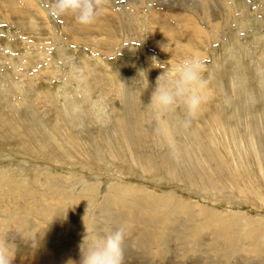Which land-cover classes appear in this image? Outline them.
Segmentation results:
<instances>
[{
    "label": "rangeland",
    "instance_id": "obj_1",
    "mask_svg": "<svg viewBox=\"0 0 264 264\" xmlns=\"http://www.w3.org/2000/svg\"><path fill=\"white\" fill-rule=\"evenodd\" d=\"M10 1L0 0V7L3 3L11 5ZM124 1L115 0L118 13L124 12ZM210 1L214 14H217L215 24L221 19L225 21L223 15L220 17V13H224L223 3L236 7L243 18L216 30L209 26L203 27L206 35L209 34L211 45L209 43V48L200 51L203 54L200 55L203 56L200 58L204 69L202 76L207 82L206 92L214 95L207 97L189 127L176 132V154L171 153L157 136L152 115L146 107L157 77L162 72L172 74L175 68L158 60L159 53L148 43L150 38L142 34V38L129 39L131 42H127L125 38L132 37L131 34L127 36L121 33L120 37L115 36L117 44L113 41L110 44L112 46H108L109 50L112 48L110 55H95L91 46L78 43L65 45L60 42L58 37H63L65 23L49 13V24L56 35V39H50V45L46 42L51 48L45 51L44 56L52 61L49 71L43 70L48 64L41 60L42 53L39 52L44 48V41H41L38 31L31 29L32 21L38 16L37 10L32 12L33 16L30 12L25 14L27 18L31 15L30 19L24 15L20 18L24 24L27 23V26L20 23L27 30L23 26L18 28L8 24L9 20H0V52L5 54L6 61L0 58V93L11 85L14 89L15 84L25 87L29 80L36 91V94L28 97L16 94L17 99L20 96L18 102L21 101V105L15 109H21L18 111L22 112L20 115H25L27 119L31 114V117H37L36 120L48 117L45 125L50 126L49 130L59 136L65 134L64 130L55 128L59 125L63 129L64 119L60 117L56 125L55 120L67 101L83 102L79 97V86L72 79L73 68L82 62L92 70L90 82L93 90H96L94 94L104 100L111 112V120L105 126L94 122L87 106L74 116L77 124L69 127V139L64 143L77 161H67L66 157L60 156L58 160L67 161L60 164L37 159L32 153L27 154L5 123L0 125V196L8 200L0 201V219L6 222L5 228L8 230L2 229L0 248L6 249L11 264H70L69 261L81 264L83 243L86 248L94 236L104 235L120 226L125 227L124 264H250L251 260L248 261L247 257L257 255L256 252L264 247V201L256 195L257 189L263 186L258 182H264L259 176V171H264V157L261 154L264 155V150L260 152L262 147L264 149V87L252 81L247 90L253 93L250 95L245 92L244 86H238L243 87L239 89L234 82L239 65L245 66L248 77H255L258 81L264 79V18L256 12L257 9L262 11L264 0ZM34 2L44 7L43 0ZM151 5H146L143 10L144 17L150 14ZM163 14L168 17L170 12L165 11ZM173 18H165L166 21L157 19L159 22L156 20L154 24L157 28H163L161 31L165 34H171V25L177 28L176 31H181L182 23L177 21V17ZM163 21L166 23L163 24ZM82 34L78 32L79 37ZM238 45L240 49H237ZM236 57L241 60L238 66ZM54 68L59 71L51 73ZM44 71L50 72L51 76L46 74L37 77V73ZM140 71L143 72L139 74ZM22 73L32 79L25 78ZM114 73H121L122 80L117 81ZM49 87L60 92L61 104L51 107L50 111L46 110L49 105H43V111H36L32 104L33 98H39L38 94L44 95L45 89ZM182 117L183 110L177 109L172 119L179 120ZM143 118L150 121L144 122ZM30 131L28 137L33 136L34 139L28 138L25 132L23 139L32 145L41 143L38 134ZM216 138L221 139L220 146L225 148L221 147L222 154L216 151L218 147L213 144ZM51 139L54 140V137ZM14 140L16 142L13 144ZM110 140L118 141L121 146H113ZM48 142H51L49 138ZM52 151L61 153L58 148ZM251 154H255L257 159ZM147 162L152 165L151 173L142 166ZM44 166L48 169L52 167L53 175L61 176L59 183H47V177L41 178L40 173H33ZM251 186H254L253 192ZM87 189L90 191L87 192ZM146 189L159 197L148 195ZM34 193L39 196L38 203L30 211L27 209L30 206L24 208L22 201ZM52 201L55 206L51 205ZM162 201L164 204L160 203ZM64 208L69 211L66 213L68 217L63 214ZM207 210L210 215L206 217ZM130 212L133 220L128 215ZM254 227L260 232L251 235L257 245L252 248L249 244L253 241L245 237ZM144 231H148V234L158 232L160 237L153 238L152 235L151 241ZM141 241L144 243L141 244ZM234 245L240 250L233 251ZM200 249L208 250L200 255L212 257L205 260L207 263L197 260ZM230 251L235 253L231 260ZM240 255L244 256L242 262L239 261Z\"/></svg>",
    "mask_w": 264,
    "mask_h": 264
},
{
    "label": "bare ground",
    "instance_id": "obj_2",
    "mask_svg": "<svg viewBox=\"0 0 264 264\" xmlns=\"http://www.w3.org/2000/svg\"><path fill=\"white\" fill-rule=\"evenodd\" d=\"M35 0H11V5L7 6L6 3H3L2 7H0V20H9L8 24L11 25H16V27L19 28V26H23L20 23L24 22L20 19L21 17H26L27 15L25 14H30L32 15V12L36 9L38 12V16L37 19L34 20V22L32 21V26L31 29H35L36 32L38 31L40 34V37L42 38V42L44 45V48H41L39 52H41L42 57L41 60H45L46 63L48 64V66H46L47 70H51L52 69V61L47 57H44L46 52L48 50H50L51 48L47 45L49 44L50 39H52V41L54 39H56V35L54 33V31H52V27L49 24V11H48V5L50 3V0H43L44 1V7L40 6V4H37L34 2ZM100 5H101V14L98 16V18L96 19V21L92 24H90L89 27H87L88 25H80L75 21V18L72 15H64V16H60L59 19L62 20L63 23H65V27L62 31L63 37L59 36L58 39L59 41L62 43H64L65 45H74L75 43H78V45H85V46H91L94 48V50H92L95 55H110V50L112 48H110V50L108 49V46L114 42H116L117 44V38L115 36H119L121 35V33H123L124 35L127 34V36H129V34H131L132 37L129 36V38H125L127 40V42H131V40L129 39H139V37H141L142 34H144L145 36H147L148 38H150V40H148V43L151 44V47L155 48V50H157L158 54V60L162 61L163 63H166V65L168 66H174L175 68L177 67L176 64L184 61L186 58H191L193 56H197L199 57L200 55H203L200 51L204 50V48H209L210 46H207L210 42H209V34L206 35V30L203 28L205 26H209L212 29H220V27L222 25H226L227 23H235L236 21H238L239 19L241 20V17L236 9V7H233L229 4L223 3V8H224V13H220V17H222V15L224 16L223 18L225 19V21L223 22L221 19V21H216V24L214 23V20L217 19V14H214L213 9L211 8L212 5L210 4V0H150V3L148 2V0H126L124 2H126V6L124 7V12L121 14L120 12L118 13L117 10V3L115 2V0H99ZM222 3V2H221ZM152 4L150 6L151 8V12L150 14H147L146 17L143 16V10L146 8V5ZM263 5V4H262ZM261 5V6H262ZM127 8V9H126ZM184 9H188L189 11H185ZM176 10H184V11H179V13L175 12L173 13L172 11H176ZM240 10V9H238ZM168 11L170 12V15H168V17L166 15L163 14V12ZM241 11V10H240ZM30 12V13H29ZM256 12H258L259 14L261 13L263 15L264 18V5L262 7V11L261 9H257ZM30 15V16H31ZM28 15L27 19H30V17ZM33 16V15H32ZM35 16V17H36ZM163 16L167 19H173V17H177V21L180 20V22L182 24L181 25V31L179 29V31H176V29H174L171 25L172 31L171 34H165L163 33L161 30H163V28H157L154 24V22H156L157 19H164ZM246 16V14H245ZM33 17V18H35ZM180 17V18H179ZM25 18V19H26ZM179 18V19H178ZM233 20V22H232ZM3 21V22H4ZM26 21V20H25ZM31 21V20H30ZM29 21V22H30ZM143 21L145 22L144 24H146L144 26ZM159 22V20H157ZM166 21V20H165ZM2 22V21H1ZM2 22V23H3ZM175 22V21H174ZM163 24L164 21L162 22ZM168 23V22H167ZM27 23L25 22L24 25H26ZM29 24V23H28ZM157 24V23H156ZM173 24V22L171 23ZM78 25V26H77ZM169 25V24H168ZM178 25V24H177ZM234 25V24H233ZM27 26V25H26ZM166 26V25H164ZM163 26V27H164ZM179 26V25H178ZM229 26V25H228ZM241 26V25H240ZM243 26V25H242ZM24 27V26H23ZM94 27H97L96 29H94ZM145 27V28H144ZM25 30L26 27H24ZM28 28V27H27ZM30 28V27H29ZM145 30H144V29ZM166 28V27H165ZM164 28V29H165ZM170 28V26L168 27ZM166 28V29H168ZM170 28V30H171ZM256 28V27H255ZM241 29H244L241 27ZM93 30V31H91ZM169 30V31H170ZM239 30V29H238ZM247 29H245L246 31ZM19 32H22V30H18ZM91 31V32H90ZM168 31V32H169ZM56 32V31H55ZM78 32L84 33V35L82 34L80 37L78 36ZM30 33V32H29ZM248 33V32H247ZM257 33V32H256ZM21 34V33H20ZM31 34V33H30ZM105 34V37H104ZM120 34V35H119ZM23 35V34H22ZM32 35V34H31ZM123 35V36H124ZM143 35V36H144ZM241 35V34H240ZM258 35V34H257ZM256 35V36H257ZM25 36V34H24ZM30 36V35H29ZM95 36H99L97 38H95ZM259 36V35H258ZM33 37V36H32ZM31 37V39H32ZM83 40H81V38H83ZM135 37V38H133ZM40 38V39H41ZM122 38V37H121ZM142 38V37H141ZM147 38V39H148ZM258 38V37H257ZM261 38V37H260ZM217 39V38H216ZM262 39V38H261ZM211 40V39H210ZM139 41V40H138ZM146 41V40H145ZM258 41V39H257ZM34 42V41H33ZM47 42V44H46ZM56 42V41H55ZM215 42V41H214ZM17 43V42H16ZM54 43V42H53ZM23 44V43H22ZM256 44V43H255ZM27 45V44H26ZM50 45V44H49ZM59 45V44H57ZM114 45V44H113ZM211 45V43L209 44ZM40 46V45H39ZM112 46V45H110ZM109 46V47H110ZM256 46V45H255ZM49 47V48H48ZM52 47V46H51ZM40 48V47H39ZM92 48V49H93ZM114 48V47H113ZM232 48V47H231ZM239 48V45L237 46V49ZM55 49V48H54ZM76 49V48H75ZM230 49V48H229ZM240 49V48H239ZM46 51V52H45ZM263 51V50H262ZM17 52V51H16ZM232 52V51H231ZM264 52V51H263ZM38 53V52H37ZM110 53V54H109ZM113 54V53H112ZM4 53L0 52V58L5 61L4 59ZM10 56V55H9ZM203 56H200L199 58H202ZM210 57V56H209ZM8 58V56H7ZM84 58V57H83ZM33 59V58H31ZM90 59V58H89ZM8 60V59H7ZM82 60V59H81ZM88 60V59H87ZM86 60V61H87ZM15 61V60H14ZM241 61L240 59H238V57H236V62H237V66L240 64ZM6 62V61H5ZM11 61H9L10 63ZM4 63V62H3ZM8 63V61H7ZM39 64V63H38ZM91 64V63H90ZM99 64V63H98ZM16 66V64H15ZM19 66V65H18ZM17 66V68H18ZM42 66V65H41ZM100 67V66H99ZM113 67V66H112ZM29 68V67H28ZM102 68V67H101ZM174 68V69H175ZM245 66L243 65V67H241L239 65L237 72V77H235V83L236 86H244L245 92L247 94L252 95L253 93H248L247 90H249L252 81H256L260 84L261 87H264V79L262 81H258L255 77L250 78L247 75V70L246 72L244 71ZM130 69V68H129ZM15 70V68H14ZM17 71V70H15ZM58 68H54L51 73L54 72H58ZM137 71V70H136ZM160 71V70H159ZM157 71V72H159ZM18 72H20V70L18 69ZM29 72V71H28ZM37 72V71H36ZM35 72V73H36ZM41 72V71H40ZM45 72V71H44ZM122 72V71H121ZM163 73V72H162ZM25 74V73H24ZM38 74V75H37ZM37 77L39 76H44L46 74H50V72H45V73H37ZM57 74V73H56ZM54 74V75H56ZM116 80L117 81H121L122 80V74L121 73H114ZM21 75V74H20ZM23 75V73H22ZM53 75V74H52ZM19 76V75H18ZM25 78L28 77L32 79V77H29L27 74L23 75ZM51 76V74H50ZM46 77V76H45ZM42 78V77H41ZM47 78V77H46ZM55 78V77H54ZM45 79V78H43ZM30 80L26 81V86H20L15 84V88H7L5 89L6 91H4L2 89V92L0 93V114H1V118L2 120H0V125L3 123H5V127L7 129H9L10 131L13 132L14 138L16 137L17 142L19 144H21L22 147L25 148V152L27 154L32 153L33 155H35V157L38 159H42V160H48L50 161V163H65L66 160H58L60 159V156L62 157H66L67 161H74L76 162L77 160L73 158L72 153L66 148V144L64 142H67V140L69 139V135H68V130L70 129L69 127L71 126H75L77 124H75V118H69L68 116L65 115V106L63 108V110L56 116L57 119L55 120V125L58 124L60 122V117L62 119H64V124H63V129L61 126L57 125L55 126V128H59L61 130H64L65 134H62L61 136H59L58 134H54L53 131L49 130L50 126L45 125L46 122H48V117H42V119L36 120V118L34 116L31 117L30 114V118L26 119V116L24 115L25 113H23L22 116L20 114H22V112H18L21 111V109H15L16 107L19 106V104L21 103V101L18 102V99L16 98V94H20V95H24V97H28L31 94H36V91L33 89V87L30 85ZM4 83V82H3ZM35 83V82H34ZM46 83V82H45ZM52 83V82H51ZM2 84V83H1ZM0 84V86H1ZM14 84V83H13ZM32 84V83H31ZM7 85V84H6ZM4 86V85H3ZM13 86V87H14ZM44 86V85H43ZM47 86V85H46ZM56 86V85H55ZM57 87V86H56ZM94 87V86H93ZM117 87V86H116ZM5 88V87H4ZM59 88V87H58ZM118 88V87H117ZM239 89H242L243 87H238ZM45 89V88H44ZM95 90V89H94ZM42 91V90H41ZM96 91V90H95ZM43 92V91H42ZM205 94L208 96L214 95V94H209L206 92V90L204 89ZM250 92V91H249ZM25 93H27V96L25 95ZM45 94H38L37 99L33 98L32 104L35 105L36 111H43V105H49L47 106L48 108L46 109L47 111L51 108V107H55V105L59 103L60 101V92L55 90V88L53 87H49L45 89ZM33 96V95H32ZM47 96V97H46ZM101 96V95H100ZM254 96V95H253ZM114 97V96H113ZM250 97V96H249ZM14 98L17 99L16 103H13ZM66 98V97H65ZM252 98V97H251ZM28 100V99H26ZM71 101V100H70ZM45 102V103H44ZM66 102V101H65ZM68 102V101H67ZM29 103V102H28ZM83 103V102H81ZM61 104V103H59ZM21 105V104H20ZM23 105L25 106V104L23 103ZM32 106V105H31ZM6 107V109L4 108ZM22 107V106H21ZM23 108V107H22ZM29 108V107H28ZM31 108V107H30ZM33 108V107H32ZM60 107H58L59 110ZM34 110V108H33ZM61 110V108H60ZM59 110V111H60ZM31 111V110H30ZM50 111V110H49ZM53 111V110H52ZM57 111V110H56ZM55 111V112H56ZM29 112V111H28ZM27 112V113H28ZM33 112V111H32ZM26 113V114H27ZM37 113L35 112V115ZM33 115V113H32ZM40 115V114H39ZM38 116V115H36ZM45 116V115H44ZM53 116V117H55ZM76 117V116H75ZM255 117V116H254ZM39 118V117H38ZM50 118V117H49ZM254 119V118H253ZM144 122H149L150 120L147 118H143L142 119ZM177 120V119H176ZM257 118L255 119L256 122ZM142 121V122H143ZM254 121V120H253ZM28 122V123H26ZM52 122V121H51ZM54 122V120H53ZM260 122V120H259ZM47 124V123H46ZM79 124V123H78ZM49 125V124H48ZM51 125V124H50ZM256 125V124H255ZM258 125V124H257ZM3 126V125H2ZM239 126V125H238ZM246 126V125H245ZM264 125H262L263 127ZM30 130L36 132L38 134V136L40 137V139L42 140L41 143L38 144H30L29 141H27L26 139H23V132L30 133ZM244 127V126H243ZM72 128V127H71ZM76 128V127H75ZM237 128V127H235ZM245 128V127H244ZM258 128V127H256ZM78 129V128H77ZM242 129V128H241ZM79 130V129H78ZM180 130L177 129V132ZM239 130V129H238ZM28 131V132H26ZM30 131V132H29ZM71 131V130H70ZM74 131V130H73ZM232 131V130H231ZM258 131V129H257ZM72 132V131H71ZM76 132V130L74 131ZM247 132V131H246ZM32 133V132H31ZM30 133V134H31ZM73 133V132H72ZM236 134H238L237 131H235ZM11 134V132H9V135ZM35 134V133H34ZM258 134V133H257ZM263 135V134H261ZM260 135V136H261ZM11 136V135H10ZM35 136V135H34ZM54 137V140L51 139V137ZM68 136V137H67ZM74 136V134H73ZM198 136V135H197ZM247 136V135H246ZM1 137V136H0ZM6 138V136H3L2 138ZM13 137V136H12ZM28 137V134H27ZM31 137V136H30ZM28 137V138H30ZM241 137V135L236 138L239 139ZM13 138V139H14ZM32 139L33 136L31 137ZM48 138L51 140V142H48ZM247 138V137H246ZM263 138V137H262ZM10 139V138H9ZM8 140V139H7ZM38 140V139H37ZM47 140V141H46ZM32 141V140H31ZM30 141V142H31ZM76 141V140H75ZM243 141V139H242ZM248 141V140H247ZM16 141L14 140L13 144ZM74 142V141H73ZM220 142L222 143L221 139L216 138L213 141V144L218 147L216 149L217 152H220L221 154L223 153L222 145L220 146ZM244 142V141H243ZM242 142V143H243ZM110 143L115 146H121L119 144L118 141H113L110 140ZM224 143V142H223ZM235 143V142H234ZM241 143V144H242ZM246 143V142H245ZM248 143V142H247ZM11 144H12V140H11ZM43 144V145H42ZM244 144V143H243ZM6 145V144H5ZM240 145V143H239ZM69 146V145H68ZM225 146V145H223ZM236 146V145H235ZM241 146V145H240ZM245 146V145H244ZM261 146V145H260ZM77 147V145H76ZM222 147V148H221ZM243 147V145H242ZM262 147V146H261ZM12 148V147H11ZM55 150L58 148L60 149L61 153H57V152H53L52 149ZM256 148V147H255ZM263 148V147H262ZM261 148L260 152H263ZM225 149V148H224ZM260 149V147H259ZM15 150V149H14ZM13 150V151H14ZM73 150V148H72ZM252 150V149H251ZM250 150V151H251ZM254 150V149H253ZM7 151V150H6ZM252 152V151H251ZM14 153V152H13ZM23 153V152H22ZM24 153V154H26ZM59 155H57V154ZM225 153V152H224ZM254 153V151H253ZM5 154V153H4ZM74 154V153H73ZM219 154V153H218ZM256 154V153H255ZM255 154H251L254 158L257 159V156ZM262 156L264 157L263 153H261ZM5 156V155H3ZM249 156V155H247ZM251 156V157H252ZM3 158V157H2ZM13 158V157H12ZM4 159H7L4 157ZM9 159V158H8ZM11 159V158H10ZM92 159V158H91ZM251 159V158H250ZM11 161V160H10ZM16 161V160H15ZM66 161V162H67ZM98 161V160H97ZM6 162V161H5ZM43 162V161H42ZM91 162V161H90ZM144 162V161H143ZM14 163V162H12ZM18 164V162H17ZM33 164V163H32ZM47 164V163H46ZM144 164V163H143ZM142 164V166H144V169L147 172L153 171L152 170V165L150 162L145 163L144 165ZM12 165V164H10ZM9 166V165H8ZM35 166V165H34ZM33 166V167H34ZM50 166V165H49ZM28 167V166H27ZM32 167V166H30ZM36 167V166H35ZM5 168V165H4ZM3 168V169H4ZM8 168V167H7ZM25 168V167H24ZM57 168V167H56ZM2 169V168H1ZM0 169V170H1ZM10 169V168H9ZM16 169V168H15ZM14 169V170H15ZM27 171L29 170V168H25ZM39 169V170H38ZM36 168V170L38 171H34L33 173H40V177L43 178L44 176L47 177V183H59L61 180V176L58 175H53L54 172H52V167H50V169L45 168V166L43 168ZM55 169V168H54ZM261 175V177L264 179V171L260 170L259 171V176ZM49 180L51 182H49ZM263 184L262 187H259L256 191V195H258V197L260 199H262L264 201V182H258V184ZM245 184V183H244ZM251 185V184H250ZM246 187V186H245ZM251 188L253 189L252 192L254 191V186H251ZM123 191H125V189H122ZM87 192L90 191V189L86 190ZM145 191V189H144ZM147 194L148 195H153L151 194L147 189ZM244 190H242L243 192ZM155 197H159L156 195H153ZM38 194L34 193L26 198L23 199L22 201V205L24 208H27L28 210L32 211L34 209V205H36L38 203ZM89 198V197H88ZM109 198V197H108ZM168 198V197H167ZM8 201L5 197H1L0 196V201ZM169 200V199H168ZM89 201V200H88ZM164 204V201L160 202ZM168 203V202H167ZM264 203V202H263ZM52 206H55L54 201H52L51 203ZM54 207H51L50 209H53ZM210 208V207H209ZM1 210V208H0ZM36 210V209H35ZM215 211V210H214ZM129 212V211H128ZM264 212V211H263ZM69 211H67L65 208L63 209V214L68 217ZM216 213V212H215ZM73 214V213H71ZM128 215H130V219L133 220V214L132 212L128 213ZM206 217L210 215V211L207 210L205 212ZM65 216L64 219H65ZM72 216V215H71ZM213 216V215H212ZM160 218V217H159ZM213 218V217H212ZM61 219V218H60ZM213 220V219H211ZM62 221V220H60ZM163 222V220H160ZM5 224L6 222L1 221L0 219V235H2V229L5 228ZM203 225V224H202ZM4 226V227H3ZM9 226V225H8ZM204 228H206V226H203ZM6 229V228H5ZM17 229V228H16ZM15 229V230H16ZM39 229V228H38ZM4 230V229H3ZM7 230V229H6ZM5 230V231H6ZM8 231V230H7ZM10 231V230H9ZM262 231V230H261ZM12 232V231H11ZM15 232V231H14ZM41 232V231H40ZM145 235L148 236V239L152 241V235L153 238H156L159 236L158 232H149L148 231H144ZM260 232V230L256 227L252 228V230L249 231V236H246L245 238H248L247 240H249L251 238V235L253 233H258ZM19 233V232H18ZM135 234V232H132ZM263 233V232H262ZM261 233V234H262ZM9 234V233H7ZM4 234V235H7ZM13 234V233H12ZM23 234V232H22ZM162 234V233H161ZM240 234V233H239ZM260 234V235H261ZM14 235V234H13ZM12 235V237H13ZM17 235V233H16ZM15 235V236H16ZM210 235V233H209ZM224 235V234H223ZM8 236V235H7ZM14 236V237H15ZM18 236V235H17ZM20 236V235H19ZM23 236V235H22ZM42 236V235H41ZM70 237L72 235H69ZM163 236V235H162ZM238 236V235H237ZM240 236V235H239ZM2 237V236H1ZM11 237V235L9 236ZM9 237H7V239H9ZM138 237V236H137ZM160 237V236H159ZM215 237V236H214ZM261 237V236H260ZM264 237V234H263ZM141 238V236L139 237ZM244 238V239H245ZM3 239V238H2ZM15 239V238H14ZM12 239V240H14ZM17 239V238H16ZM257 238H254V240H256ZM4 240V239H3ZM6 240V238H5ZM11 240V238H10ZM25 240V239H24ZM159 240V238H158ZM28 241V240H27ZM25 240V242H27ZM156 241V240H155ZM251 241H253V239L251 238ZM8 242V241H7ZM29 242V241H28ZM196 242V241H195ZM218 242V241H216ZM9 243V242H8ZM144 241H141V244H143ZM198 243V242H197ZM200 243V242H199ZM240 243V242H239ZM205 244V243H204ZM241 244V243H240ZM244 245L246 243H243ZM248 244V243H247ZM246 244V245H247ZM191 245V244H190ZM239 246V245H238ZM249 246H251L252 248L256 247L257 245L254 244V241L252 242V244H249ZM192 247V246H191ZM193 248V247H192ZM208 249V248H207ZM201 250L200 252H198L199 250H197L198 252V256H197V260L200 262H204L207 259H211L212 257H205L204 255H200L199 253H204V251H208V250ZM248 249V248H247ZM210 250V249H209ZM232 250H240L239 247L237 246H232ZM251 251L255 252V249H251ZM260 252H256L257 255L254 256H250L247 257L248 261L251 260L250 264H264V247L262 249L259 250ZM155 255H159L154 253ZM183 256V255H182ZM235 256V253L230 251L229 252V257L230 260ZM153 257V256H152ZM159 257V256H158ZM164 257V256H162ZM180 257V256H179ZM214 257V256H213ZM239 257V261H241V259H243L242 257H244L243 255L238 256ZM156 258V257H155ZM194 259H196L194 257ZM154 260V259H153ZM196 261V260H195ZM206 262V261H205ZM207 263V262H206Z\"/></svg>",
    "mask_w": 264,
    "mask_h": 264
},
{
    "label": "clouds",
    "instance_id": "obj_3",
    "mask_svg": "<svg viewBox=\"0 0 264 264\" xmlns=\"http://www.w3.org/2000/svg\"><path fill=\"white\" fill-rule=\"evenodd\" d=\"M48 11L55 17L72 15L78 24L86 26L96 21L101 14V5L99 0H50ZM203 71L199 57L185 59L172 74L164 72L157 77L149 102L146 103L157 136L173 154L178 152L177 129L189 127L207 100L204 92L207 82L202 76ZM91 74V68L84 62L73 68L72 79L79 86V97L83 103L67 102L65 115L72 118L87 106L94 122L105 126L111 120V112L104 100L94 94L90 82ZM177 109L183 110V117L173 120ZM124 239V226L104 235L94 236L88 247L85 248L84 243L82 245L81 264H124ZM0 264H11L6 249L3 248H0Z\"/></svg>",
    "mask_w": 264,
    "mask_h": 264
}]
</instances>
